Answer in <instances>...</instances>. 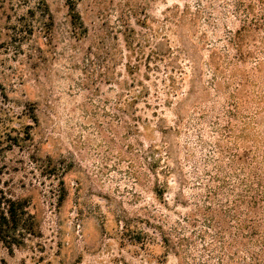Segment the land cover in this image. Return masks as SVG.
Returning <instances> with one entry per match:
<instances>
[{
	"label": "rangeland",
	"instance_id": "obj_1",
	"mask_svg": "<svg viewBox=\"0 0 264 264\" xmlns=\"http://www.w3.org/2000/svg\"><path fill=\"white\" fill-rule=\"evenodd\" d=\"M46 1L49 42L0 18V197L37 222L0 264H264V0Z\"/></svg>",
	"mask_w": 264,
	"mask_h": 264
},
{
	"label": "trees",
	"instance_id": "obj_2",
	"mask_svg": "<svg viewBox=\"0 0 264 264\" xmlns=\"http://www.w3.org/2000/svg\"><path fill=\"white\" fill-rule=\"evenodd\" d=\"M0 0V18L13 19V13L18 14L21 8H26V15L12 23L13 38L22 41L28 35H32L36 29L43 33L46 41L51 40L52 14L46 0ZM16 3V4H15ZM67 3L74 14L76 11V0H67ZM17 5V7H16ZM129 39H126L127 42ZM162 45L157 46V56L163 49ZM135 65L134 67H138ZM130 71L133 67L129 66ZM37 232V222L34 215L28 208L27 202L23 199L12 197H0V240L8 247L12 248L18 245L26 235H34Z\"/></svg>",
	"mask_w": 264,
	"mask_h": 264
}]
</instances>
